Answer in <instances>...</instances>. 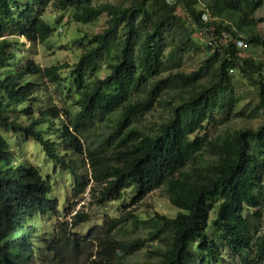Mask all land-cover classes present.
Returning a JSON list of instances; mask_svg holds the SVG:
<instances>
[{
  "label": "trees",
  "instance_id": "trees-1",
  "mask_svg": "<svg viewBox=\"0 0 264 264\" xmlns=\"http://www.w3.org/2000/svg\"><path fill=\"white\" fill-rule=\"evenodd\" d=\"M100 1L0 0V264L22 257L35 242L38 219L53 211L47 232L56 242L54 264L77 261L94 243L97 253L88 264H127L153 243L159 244L150 252L156 261L145 264H264V226L255 225L264 201V122L209 134L219 116L264 118V63L237 46L239 40L264 48L257 31L264 20L254 18L264 0ZM51 7L71 11L83 25L106 16L105 27L75 42L83 52L73 66L24 64L11 39L48 44L56 31L44 19ZM201 32L203 43L194 38ZM210 37L212 46L205 42ZM191 53L205 59L187 73L183 61ZM234 73L256 88L253 109L250 103L235 112L242 99L232 95ZM44 79L70 98L64 111L44 109L38 97ZM157 108L166 119L145 131L140 123ZM93 136L98 144L88 141ZM29 141L54 174L24 156L21 144ZM65 174L72 178V199L90 189L91 207L123 199L129 190L135 205L164 189L179 212L149 220L133 212L106 217L83 236L76 230L91 222L90 213L71 216L78 203L61 209L66 199L48 200L55 176ZM130 225L145 227L148 236L120 239Z\"/></svg>",
  "mask_w": 264,
  "mask_h": 264
},
{
  "label": "rangeland",
  "instance_id": "rangeland-1",
  "mask_svg": "<svg viewBox=\"0 0 264 264\" xmlns=\"http://www.w3.org/2000/svg\"><path fill=\"white\" fill-rule=\"evenodd\" d=\"M124 0H101L100 3H111L117 4ZM183 15V13H180ZM254 18L257 21L264 20V6L259 9ZM44 19L56 29L57 32L51 37L48 41V44L40 45V44H32L28 42L23 37H12L11 40L18 42L17 45H20L18 50H16L17 55L19 56V60L26 64L29 61H33L36 64L40 65L42 68H50L52 66H62L65 64H69L70 66L75 65L78 62L79 56L82 54L83 49H79L75 47V42L84 36L92 37L97 33H100L106 23V16H103L99 19L98 22H95L90 25L78 24L72 19V12H60L56 10L54 7H51L44 13ZM62 29L61 33L59 30ZM257 31L264 36V21L260 22L257 28ZM9 36L5 37L8 38ZM194 38L199 41V43H203L204 38H202L199 34L195 35ZM3 38H0V42ZM15 45V47H17ZM246 56H252L257 62L264 63V48L249 46V49L244 53ZM205 59V55H196L191 53L184 58L182 69L187 72H193L201 65L203 60ZM69 69H65L64 72ZM103 74V72H102ZM105 75V74H103ZM234 92L233 97L239 96L242 101L236 106L235 112L242 110L246 105L251 103V108L253 109L258 104V97L256 95V88L251 86L245 77H242L239 73H234ZM43 89L42 93H39L38 97L42 100V105H44V109L46 110L49 107H57L61 111H64L65 108L68 107V102L70 100L69 97H63V94L58 92L57 86L51 84L49 79H44L42 81ZM66 103H65V99ZM36 103V107L40 105L39 102ZM14 108V106H13ZM251 111V110H250ZM167 113L163 109L157 108L154 110L142 123H140V127L145 131L147 129H155V125H159L164 119H166ZM219 123L214 126L209 127V134L211 138L217 137L220 134H224L228 131H233L235 129L252 127L257 129L263 122L264 118L258 119H248V118H237L235 116H219ZM61 123V122H58ZM52 123L48 126L50 127ZM107 131V129H105ZM12 135V134H11ZM202 135V134H201ZM89 142L93 141L98 144L97 136H93L88 139ZM23 149L25 148V154L27 158H32L36 164L43 166L45 158L41 153H36L32 148V142L29 141L27 145L21 144ZM16 152V149L13 148ZM16 155L18 153H15ZM46 168V165L43 167ZM52 167H50L51 169ZM49 168L45 170L48 171ZM50 171V170H49ZM53 173V172H52ZM54 174V173H53ZM55 184H57L55 195L61 198H66L65 205H61V208H70L73 207L75 203L78 205L73 207V215L76 212H84L90 213L92 216L91 222L87 224H82L76 232H79L83 236H88L89 232L95 227L102 225V222L108 218H117L122 216L124 213L133 212L138 215L143 220H149L154 218L156 214L165 215L167 217L174 218L179 210L176 209L169 201V197L166 194L164 189H158L151 193L148 197H146L143 201L138 204H132L133 197L135 195L134 191L129 190L125 193V197L120 200H113L105 203L101 207H91V194L89 190L85 194V196L77 199H72L71 196V180L70 177L66 176H56ZM264 192V187H263ZM254 212V211H253ZM249 213L246 212V216ZM216 211L211 213V219L215 218ZM65 220V218H64ZM255 225L260 227L261 230L264 226V201L262 204V219L261 221H256ZM148 230L141 226L139 230H135L132 225L128 226L125 233H120L118 237L123 240H129L132 238H146L148 235ZM158 243H153L150 248H146L143 251L136 253L135 255L130 256L127 259V264H145L148 261H156L153 255H150L151 251H154L158 246ZM96 243L88 244L85 247V251L83 252V256L74 261L69 257L67 262L71 261L69 264H88L92 258H95V254L97 253Z\"/></svg>",
  "mask_w": 264,
  "mask_h": 264
},
{
  "label": "clouds",
  "instance_id": "clouds-1",
  "mask_svg": "<svg viewBox=\"0 0 264 264\" xmlns=\"http://www.w3.org/2000/svg\"><path fill=\"white\" fill-rule=\"evenodd\" d=\"M53 29H55V28H53ZM61 31H62V29L59 30V33H61ZM55 32H57V31H55ZM15 37H20V36H15ZM23 38H25L27 40L26 37H23ZM45 165H46V163L44 161L43 166H41V165H38V166L41 167L44 170V172L47 168H49L48 170H50V173H52L51 172L52 168L50 169V167H52V164L49 167L43 168ZM65 176L70 177L67 174H65ZM70 180H71V184H72V178L71 177H70ZM56 187H57V184H55V189L51 192V197L48 200L49 201L65 200L67 197L61 198V197L56 196L54 194ZM88 190L90 191V189H88ZM71 192H72V185H71ZM61 205H64V204L61 203ZM38 212H41V210H38L36 213H38ZM53 212H50L49 215H44L38 219L37 230H36V233L33 235L35 237V242L31 243L29 241V244L25 247V252H24L23 256L20 258L19 257L15 258L14 264H54L55 252L52 250V249H54V247L51 248V246H53L54 243H56V242L55 241L53 242L54 235H51L47 232V230L50 231L52 228L51 224L54 221L53 217L55 216ZM71 216H73V214ZM4 246H5V243L2 240H0V251ZM2 254H3V252H0V260L3 258Z\"/></svg>",
  "mask_w": 264,
  "mask_h": 264
},
{
  "label": "built area",
  "instance_id": "built-area-1",
  "mask_svg": "<svg viewBox=\"0 0 264 264\" xmlns=\"http://www.w3.org/2000/svg\"><path fill=\"white\" fill-rule=\"evenodd\" d=\"M166 1H167V3H169V4H172V3H174L175 0H166ZM202 20H203L204 22H210V21H211L210 15H209L208 13H204V14L202 15ZM204 34H205L204 32H201L200 35H201L202 38H204V37H203ZM223 36H224V40H225L226 37H227V35H226V34H223ZM205 42H206L209 46H212V45L215 44V40H214V38H212V37L207 38V39L205 40ZM237 46H238V48H239L242 52H245L246 50L249 49V45H248L247 43H245L244 41H239V40H237Z\"/></svg>",
  "mask_w": 264,
  "mask_h": 264
}]
</instances>
